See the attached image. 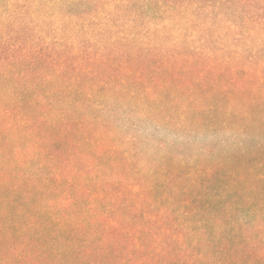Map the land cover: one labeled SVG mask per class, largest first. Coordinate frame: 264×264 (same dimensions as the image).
<instances>
[{
    "label": "trees",
    "instance_id": "trees-1",
    "mask_svg": "<svg viewBox=\"0 0 264 264\" xmlns=\"http://www.w3.org/2000/svg\"><path fill=\"white\" fill-rule=\"evenodd\" d=\"M230 1L0 0V264H264V58L165 24ZM140 108L246 143L146 162L104 117Z\"/></svg>",
    "mask_w": 264,
    "mask_h": 264
},
{
    "label": "rangeland",
    "instance_id": "rangeland-1",
    "mask_svg": "<svg viewBox=\"0 0 264 264\" xmlns=\"http://www.w3.org/2000/svg\"><path fill=\"white\" fill-rule=\"evenodd\" d=\"M75 1L60 0V3H57L55 7V14L46 17V21H64L68 16L69 4L71 5ZM209 1L206 0L208 4ZM43 8L44 6H35V9L41 12L45 11ZM252 14H256L255 19L250 18ZM165 24L176 25V30H182L184 26L191 24H198L205 31L212 29L215 31L211 35V38L213 37L214 40L216 38H227L222 43L224 47L229 45L228 40L230 38H243V48L248 51L245 55L246 59L248 55L252 54L251 50L259 51V58H264V0H231L230 2H222L221 6H218L216 9L209 10V6H207L205 11H197L196 8H192L189 12L182 13L180 17H167ZM171 38L180 49L190 47L188 38L181 36L175 30L172 31ZM260 70L264 77V65L261 66ZM259 85L264 86V79ZM141 110L140 108L132 114H129V111H121L113 115L107 114L104 117L106 120L109 119L111 121L114 135L120 144L130 147V144L134 143L137 151L146 155V162H153L156 158H169L170 160H174L173 158L177 157L190 158L197 162H206L212 161L211 157L214 154L216 158L224 159L232 150L240 148L246 143L244 138L239 137L232 138L236 143H230L227 146L221 142L212 144L205 150H194L189 144L167 146L162 139L145 142L135 132V128L144 122H152L178 135L195 136L200 133H204L205 135H212L214 133L209 129L205 130L196 126H183L177 122H169L164 117H153L141 112Z\"/></svg>",
    "mask_w": 264,
    "mask_h": 264
},
{
    "label": "clouds",
    "instance_id": "clouds-1",
    "mask_svg": "<svg viewBox=\"0 0 264 264\" xmlns=\"http://www.w3.org/2000/svg\"><path fill=\"white\" fill-rule=\"evenodd\" d=\"M121 123H123V121H121ZM135 132L145 142L158 141L162 139L164 144L167 146H182L184 144H189L194 150H205L208 146L221 142L226 146L230 143H236V141L232 140L230 133H216L212 135L200 133L195 136H185L173 133L152 122L139 124L135 128Z\"/></svg>",
    "mask_w": 264,
    "mask_h": 264
}]
</instances>
